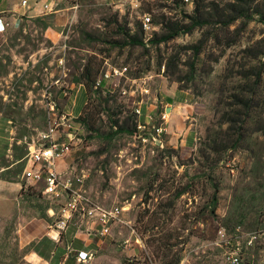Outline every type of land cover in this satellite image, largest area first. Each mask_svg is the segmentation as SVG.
Wrapping results in <instances>:
<instances>
[{
  "label": "rangeland",
  "instance_id": "1",
  "mask_svg": "<svg viewBox=\"0 0 264 264\" xmlns=\"http://www.w3.org/2000/svg\"><path fill=\"white\" fill-rule=\"evenodd\" d=\"M253 1L264 16V0ZM207 2H215L221 10L232 0ZM56 11L34 19L23 17L19 29L0 35V116L14 128L11 158L4 163L10 169L0 176L25 175L29 147L40 145L41 135L56 119L72 114L76 138L61 160L64 169L57 165V172L90 205L124 208L117 225L133 228L136 239L124 244L120 238L118 247L127 250L135 243L141 250L123 258L122 264L177 260L230 264L228 252L234 249L240 250L241 264H264L260 240L249 244L264 231L261 16L251 12L249 19L241 18L227 28L197 27L170 41L150 44V39L166 34L164 23H190L185 14H193L194 2L140 0L133 8L112 0H62ZM145 15L152 20L148 29L143 26ZM140 25L146 47L120 46L124 39L120 29L127 27L135 34ZM86 65L98 73L96 81L108 65L127 67L129 80L123 84L127 89L136 81L153 93L172 85L189 91L205 110L196 149L181 157L168 145L144 142L126 98L94 87L86 94L80 86L85 84ZM255 68L262 72L257 85ZM237 96L252 97L253 105L242 139L231 147L240 125L234 126L233 119L245 118V114L238 117ZM114 121L127 123L133 132L118 131ZM207 136L210 144L216 142L214 147L225 149L204 156L200 151ZM61 140L67 142L65 137ZM24 199V209L44 213L52 207L56 220L64 202L48 199L42 186L31 181ZM80 218L75 216L72 225ZM1 227L0 264H23L25 252L16 240L15 217Z\"/></svg>",
  "mask_w": 264,
  "mask_h": 264
},
{
  "label": "crops",
  "instance_id": "2",
  "mask_svg": "<svg viewBox=\"0 0 264 264\" xmlns=\"http://www.w3.org/2000/svg\"><path fill=\"white\" fill-rule=\"evenodd\" d=\"M21 1L0 0V17L9 23V27L0 35L10 29H19L23 17L34 19L46 14L43 8L45 0H28L26 6ZM156 96L169 114L166 145L177 150L181 157H188L200 140V119L205 113L204 107L189 91L175 85L164 86L156 92ZM11 123L6 117L0 116V174L10 169L4 163L12 154L14 128H11ZM57 165L63 169L65 167L62 161ZM29 167L31 165L26 164V168ZM28 182L24 175L13 179L0 176V228L15 217L16 240L25 252L23 264H122L123 258L133 257L140 252L141 247L135 243L127 250L118 247L120 238L125 239L124 244L134 240L131 227L114 224L112 237L102 240L91 220L80 216L78 224L72 225V221L64 232L57 231V213L52 207L44 213L31 208L24 209ZM81 252L88 253L90 258L81 261L78 257Z\"/></svg>",
  "mask_w": 264,
  "mask_h": 264
},
{
  "label": "built area",
  "instance_id": "3",
  "mask_svg": "<svg viewBox=\"0 0 264 264\" xmlns=\"http://www.w3.org/2000/svg\"><path fill=\"white\" fill-rule=\"evenodd\" d=\"M62 0H45L43 4L46 13H53L57 10ZM122 5L128 4L133 8L139 7L140 0H112ZM185 3L192 4V0H184ZM21 4L26 6L28 0H22ZM151 17L145 15L143 26L148 29L151 25ZM9 27L0 17V32H4ZM60 64L63 66L64 61L61 59ZM128 68H118L107 66L102 72L99 80L94 85V90L102 89L108 94L119 93L121 97L127 99V106L132 110L136 118L137 132L144 142L164 148L167 136V121L169 114L165 106L161 103L156 93L147 87L134 85L130 88H124L123 84L127 77ZM83 87V85H80ZM87 104V102H86ZM54 110V107H52ZM76 119V117H74ZM60 120V122H58ZM59 120L49 128L46 133L41 135L39 146L31 145L29 147L27 164L31 167L25 169V178L35 185L42 186V193L48 199L54 202L64 200L61 211L56 221V230L64 232L75 216L90 219L96 226L97 235L102 240L112 237V226L120 220L124 208L115 207L105 209L97 205H90L89 200L78 191L73 189L71 181L63 180L61 173L57 172V164L72 150V142L75 140L74 122L72 114L63 115ZM65 137L66 141H62ZM222 234V233H221ZM260 240L264 248V231L259 235H254L249 244L253 245L254 241ZM81 261L88 259V253L81 252L78 255ZM90 258V257H89ZM230 264H241L240 250L234 249L228 252Z\"/></svg>",
  "mask_w": 264,
  "mask_h": 264
},
{
  "label": "trees",
  "instance_id": "4",
  "mask_svg": "<svg viewBox=\"0 0 264 264\" xmlns=\"http://www.w3.org/2000/svg\"><path fill=\"white\" fill-rule=\"evenodd\" d=\"M176 4L184 3V0H173ZM194 2V11L192 15L185 14V17L190 20V23L187 25L180 24L178 22H171L168 21L167 23H164L166 34L161 37H156L149 40L150 44H159L163 42L170 41L172 39H175L179 37L181 34H188L192 32L197 27H216L218 25H221L224 28H227L231 26L234 22L237 20L243 18V19H249L251 17V12L254 15L261 16L262 22H264V16L262 15L261 9H259L258 6H253V0H232L231 3H228L224 8H221L219 10V6L215 2L208 3L207 0H193ZM120 32L123 35V41L118 42L120 46L126 47V46H142L146 47L144 40H143V29L142 26L138 28L137 33L131 34L130 30L126 28H121ZM199 51V48H197ZM83 79L85 80V84H83V87L85 88L86 94L93 90V87L96 83V78L98 73L94 72L90 65H86L83 69ZM254 76L256 79L254 80V84L257 85L259 83V80L261 78L262 72L260 69L255 68L254 69ZM238 101V106L241 107L240 113H238V117L242 116V114H245V118L240 121V119H233V125L236 126L239 122V132L238 137L236 140H234L231 143V147H236L237 144L242 139V133H243V124L245 122L246 117L249 116V112L252 109L253 105V98L252 97H235ZM113 125L118 128V131H126L129 133L133 132V128H131L127 123L124 126L119 125V121H114ZM216 142L210 144L209 143V137L207 136L204 140V148L201 149V153L204 156H208V151L213 152H220L223 151L225 148L222 147H214ZM16 175H19V173H16ZM25 190V187H24ZM218 190L217 187L215 189V193L213 195V198L211 200V203L215 207V205L218 202L217 198ZM178 264V260L174 263Z\"/></svg>",
  "mask_w": 264,
  "mask_h": 264
}]
</instances>
